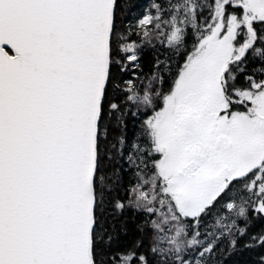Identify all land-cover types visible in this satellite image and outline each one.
<instances>
[{
	"label": "snow or ice",
	"instance_id": "obj_1",
	"mask_svg": "<svg viewBox=\"0 0 264 264\" xmlns=\"http://www.w3.org/2000/svg\"><path fill=\"white\" fill-rule=\"evenodd\" d=\"M0 264H264V0H0Z\"/></svg>",
	"mask_w": 264,
	"mask_h": 264
}]
</instances>
